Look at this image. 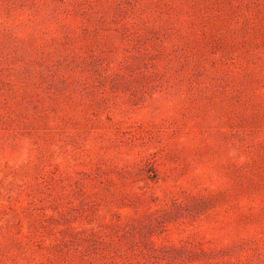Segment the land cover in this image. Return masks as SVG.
Wrapping results in <instances>:
<instances>
[{"label":"rangeland","instance_id":"obj_1","mask_svg":"<svg viewBox=\"0 0 264 264\" xmlns=\"http://www.w3.org/2000/svg\"><path fill=\"white\" fill-rule=\"evenodd\" d=\"M0 264H264V0H0Z\"/></svg>","mask_w":264,"mask_h":264}]
</instances>
